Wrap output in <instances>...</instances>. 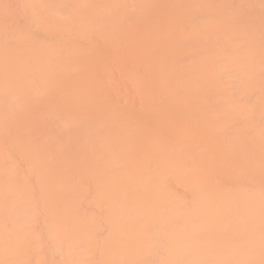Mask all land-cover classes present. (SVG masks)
Returning a JSON list of instances; mask_svg holds the SVG:
<instances>
[{"label":"bare ground","instance_id":"bare-ground-1","mask_svg":"<svg viewBox=\"0 0 264 264\" xmlns=\"http://www.w3.org/2000/svg\"><path fill=\"white\" fill-rule=\"evenodd\" d=\"M0 264H264V0H0Z\"/></svg>","mask_w":264,"mask_h":264}]
</instances>
